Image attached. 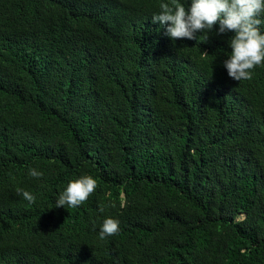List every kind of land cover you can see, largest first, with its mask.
<instances>
[{
	"label": "trees",
	"instance_id": "16d2710c",
	"mask_svg": "<svg viewBox=\"0 0 264 264\" xmlns=\"http://www.w3.org/2000/svg\"><path fill=\"white\" fill-rule=\"evenodd\" d=\"M163 2L0 0V264H264V64L233 80V33L174 41Z\"/></svg>",
	"mask_w": 264,
	"mask_h": 264
},
{
	"label": "clouds",
	"instance_id": "9594fccd",
	"mask_svg": "<svg viewBox=\"0 0 264 264\" xmlns=\"http://www.w3.org/2000/svg\"><path fill=\"white\" fill-rule=\"evenodd\" d=\"M166 0L159 5L160 11L151 17L152 23L167 25L165 35L172 40H197L196 33L216 35L233 33L229 38L231 52L223 61L228 76L235 81L252 80L254 69L264 64V0ZM208 37H206L207 40ZM208 54L207 52H204ZM29 175L41 178L43 172L29 168ZM98 186L91 175H81L69 181L66 189L59 194L55 207L76 208L87 201ZM17 195L35 203L36 197L29 191L18 188ZM103 211V208L100 209ZM118 219L106 217L100 226V238L119 232Z\"/></svg>",
	"mask_w": 264,
	"mask_h": 264
}]
</instances>
